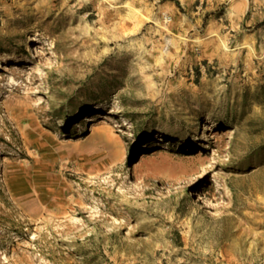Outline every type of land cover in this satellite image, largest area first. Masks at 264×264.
Listing matches in <instances>:
<instances>
[{"label":"rangeland","instance_id":"1","mask_svg":"<svg viewBox=\"0 0 264 264\" xmlns=\"http://www.w3.org/2000/svg\"><path fill=\"white\" fill-rule=\"evenodd\" d=\"M0 264H264V0H0Z\"/></svg>","mask_w":264,"mask_h":264},{"label":"bare ground","instance_id":"2","mask_svg":"<svg viewBox=\"0 0 264 264\" xmlns=\"http://www.w3.org/2000/svg\"><path fill=\"white\" fill-rule=\"evenodd\" d=\"M203 199V195H199L197 200Z\"/></svg>","mask_w":264,"mask_h":264}]
</instances>
